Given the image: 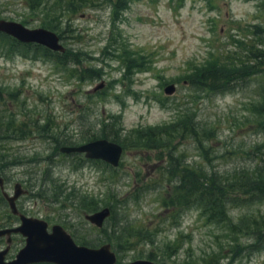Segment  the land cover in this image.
I'll use <instances>...</instances> for the list:
<instances>
[{
  "label": "rangeland",
  "instance_id": "374dc122",
  "mask_svg": "<svg viewBox=\"0 0 264 264\" xmlns=\"http://www.w3.org/2000/svg\"><path fill=\"white\" fill-rule=\"evenodd\" d=\"M0 20L55 23L69 57L59 63L44 46L0 33V176L10 195L17 183L28 191L23 213L49 231L63 226L78 245L111 244L116 264H264L262 225H252L264 222V194L230 204L224 223L201 205H174L186 172L227 183L264 169L254 113L264 104V61L231 90L197 83L216 64L243 74L256 63L251 50L264 55V0H0ZM100 139L123 147L118 167L60 151ZM104 208L112 215L103 228L85 219ZM10 211L0 200V228L17 222ZM16 239L6 261L26 245Z\"/></svg>",
  "mask_w": 264,
  "mask_h": 264
},
{
  "label": "water",
  "instance_id": "95a60500",
  "mask_svg": "<svg viewBox=\"0 0 264 264\" xmlns=\"http://www.w3.org/2000/svg\"><path fill=\"white\" fill-rule=\"evenodd\" d=\"M0 33L8 35L22 44H37L59 53H65L66 48L59 36L48 29H29L21 23L0 20ZM104 88V83L94 89V92ZM168 95L176 91L171 84L165 90ZM64 154H84L87 159L102 160L113 167H118L123 155V147L107 139H100L82 146H64L60 149ZM0 189L9 204L11 212L19 215L20 226L13 229L0 230V238L21 234L26 239V245L12 261H6L9 247L0 251V264H116L117 254L111 244L100 248H90L78 245L72 235L61 225H54L49 231V224L41 219L20 214L17 200L28 194L22 184L17 183L13 195L5 190V180L0 176ZM112 215L110 208H104L92 214L85 215V219L98 228H103L107 219ZM129 264H155L148 260H137Z\"/></svg>",
  "mask_w": 264,
  "mask_h": 264
},
{
  "label": "trees",
  "instance_id": "16d2710c",
  "mask_svg": "<svg viewBox=\"0 0 264 264\" xmlns=\"http://www.w3.org/2000/svg\"><path fill=\"white\" fill-rule=\"evenodd\" d=\"M27 3L36 2L37 5L41 0H26ZM119 9H122L123 5L118 6ZM36 7H34L35 9ZM55 16L62 15L67 11V8L59 6L57 8H53ZM60 17V16H59ZM49 30L56 32L61 37V31L59 26L55 23L49 24ZM61 39V38H60ZM24 48H38L37 44H18ZM264 46V43H262ZM46 53L51 54L53 56L58 55V62L67 64L69 61L68 55L66 53H56L50 52L46 49ZM250 53L256 57V63L254 66L250 68L249 71H245L242 69L243 74L240 73V70L231 69L228 61L224 64H216V68L212 70H206L202 72L198 78V85L202 86L204 89L209 91L221 93L223 91L231 90L235 88L239 84L243 83L249 76L255 74H261L262 64L264 61V55H262V50L259 49L257 51H250ZM229 59V58H228ZM238 68H241L238 65V61L234 62ZM234 73V74H233ZM233 74V75H230ZM254 113H256L257 117L260 118L258 122V126L261 129H264V104L261 106H256L254 108ZM183 132L185 134H193L196 133L194 131L189 132L187 126L182 127ZM176 132L182 133L180 129H177ZM165 132H162L164 134ZM107 135V134H106ZM147 135L143 136L145 138ZM108 137V136H105ZM154 137H150V139H154ZM69 140L66 139L63 143H68ZM260 170L249 173V172H241L240 174H236L234 178H232L227 183H222L218 181V178L210 179H199L196 177L195 171L186 172L185 175L179 180V184L176 186V197L175 204L177 208H186L193 205H201L206 208V213H208V218L212 222H220L224 223L229 221L227 208L232 203H238V200H243L245 196L251 195L252 200L257 201L261 194H264V169L258 167ZM264 168V165H263ZM0 200L7 206V202L3 196L0 197ZM8 207V206H7ZM252 225H262L261 232L264 233V222L261 224L253 223ZM235 228V226H233ZM264 238V236H263ZM82 245H84L82 243Z\"/></svg>",
  "mask_w": 264,
  "mask_h": 264
},
{
  "label": "flooded vegetation",
  "instance_id": "af4514ba",
  "mask_svg": "<svg viewBox=\"0 0 264 264\" xmlns=\"http://www.w3.org/2000/svg\"><path fill=\"white\" fill-rule=\"evenodd\" d=\"M2 177V176H1ZM5 180V179H4ZM6 184V183H5ZM6 186V185H5ZM0 191H1V193L3 194V192H2V190L0 189ZM13 195V194H12ZM21 198V197H20ZM20 198L17 200V207H18V210H19V212H20V214H24V215H26L25 213H23V211L19 208V206H18V203H19V201H20ZM6 200V199H5ZM7 202V201H6ZM7 206L9 207V204H8V202H7ZM9 211V210H8ZM9 214V218H16L17 219V222H15L14 223V221H9L8 223V225H5L4 227H2V228H0V230H3V229H13V228H16V227H18V226H20V224H21V219H20V216L19 215H15V214H13L11 211H10V213H8ZM27 216V215H26ZM28 217H31V216H28ZM17 236H22L21 234H12L11 236H5V237H3V238H0V240H3L5 243H6V248H8L9 247V253L8 254H10L11 253V251H12V249H13V246H14V243H15V239H16V237ZM23 237V236H22ZM25 239V238H24ZM17 240V239H16ZM5 248V249H6ZM5 249H3V250H5ZM0 251H2V250H0Z\"/></svg>",
  "mask_w": 264,
  "mask_h": 264
}]
</instances>
